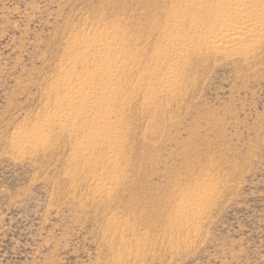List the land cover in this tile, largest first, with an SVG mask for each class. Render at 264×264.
I'll list each match as a JSON object with an SVG mask.
<instances>
[{
    "label": "rangeland",
    "instance_id": "rangeland-1",
    "mask_svg": "<svg viewBox=\"0 0 264 264\" xmlns=\"http://www.w3.org/2000/svg\"><path fill=\"white\" fill-rule=\"evenodd\" d=\"M184 1L0 0V264H264V37L183 51L163 87L176 19L201 16ZM99 37L128 74L84 107L112 111V133L78 154L89 128L54 115Z\"/></svg>",
    "mask_w": 264,
    "mask_h": 264
},
{
    "label": "bare ground",
    "instance_id": "bare-ground-1",
    "mask_svg": "<svg viewBox=\"0 0 264 264\" xmlns=\"http://www.w3.org/2000/svg\"><path fill=\"white\" fill-rule=\"evenodd\" d=\"M185 1L186 3L192 1L188 5L189 8L201 16L198 18L178 17L176 19V26L173 29L171 39L166 40L167 44L162 48L164 52L173 54L172 58L165 62L171 72L166 73L159 79V83L166 88L172 87L175 82L171 74L172 71L182 64L183 51H190L194 54L204 51H217L224 54L236 52L245 55L248 54L250 48H253L252 43L255 44L264 37V4L262 2H258L257 0H217L216 3L211 5L210 11L206 12L204 8L210 0ZM201 24H204L207 33L201 37V40L195 43L192 39L195 36H192V34L198 33ZM182 28L188 30V35L184 37L180 36L179 31ZM111 39L116 41L115 38ZM109 43L107 37L93 38L92 40L85 41V44L83 43L84 49L83 51L81 50V53L78 52L77 59H86L91 51L96 50L99 52L100 47L104 50L99 52L98 60L92 61V67L85 68L86 75L83 79L69 78L70 75L66 74L63 75L64 79L61 82L65 87L64 90L66 89L67 91L66 95L62 98V101L67 103V106L61 108L54 115L55 120L58 121L59 118L65 120L80 119L75 120L74 125H79V128H89L88 137L77 142L76 152L78 154L90 147L93 149L95 145H101L100 140L103 141L104 139V141H108L109 139L107 140V138L112 133V111L106 110L105 114L93 113L90 116H85L86 112L84 109L87 105L94 110L102 109L105 103L112 101L119 92L118 83L115 81L117 75L121 72L128 74L127 65L107 52L106 48L110 46ZM92 78L96 81L94 86L89 82ZM75 100L83 101V107H73V101ZM29 142L30 138L23 136L19 137L15 144L24 146ZM92 156L94 155L92 154ZM100 184L102 183H98V185Z\"/></svg>",
    "mask_w": 264,
    "mask_h": 264
}]
</instances>
